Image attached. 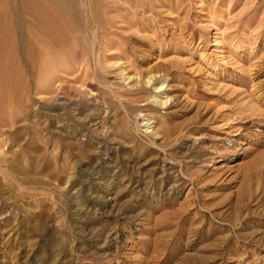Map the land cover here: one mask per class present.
<instances>
[{"label":"rangeland","instance_id":"374dc122","mask_svg":"<svg viewBox=\"0 0 264 264\" xmlns=\"http://www.w3.org/2000/svg\"><path fill=\"white\" fill-rule=\"evenodd\" d=\"M56 1L0 0V264H264V0Z\"/></svg>","mask_w":264,"mask_h":264},{"label":"bare ground","instance_id":"6f19581e","mask_svg":"<svg viewBox=\"0 0 264 264\" xmlns=\"http://www.w3.org/2000/svg\"><path fill=\"white\" fill-rule=\"evenodd\" d=\"M45 1H47V0H19V2L21 3V5H23V6H26V7H28L30 10H29V13H30V17H32L33 19V22H35V23H37L38 25H42V27L44 28V27H47V22H49L50 21V15H51V11L52 10H50L48 7H45L44 5H43V3L45 2ZM47 4V3H46ZM45 4V5H46ZM56 4L58 5V6H60V8H59V10L58 9H56V13H58L60 16H62L63 18H61V19H63V20H65V26H68V27H70V28H72L71 26V21L69 20V18H68V16L66 15V13L64 14V13H62V11L61 10H63L66 6H64V1L63 0H58V1H56ZM15 6V5H14ZM58 8V7H57ZM17 9H19L18 7H17ZM61 9V10H60ZM15 10V9H14ZM19 13H20V11H19ZM28 13V14H29ZM16 18H18V15L16 14ZM60 18V17H59ZM58 18V19H59ZM12 19H14V18H11V20ZM75 20V19H74ZM14 21V20H13ZM31 21V20H30ZM57 21V20H56ZM14 23V22H13ZM86 23V22H85ZM45 25V26H44ZM13 26V25H12ZM12 26H11V30H12ZM37 26V25H36ZM13 28H14V26H13ZM22 28H23V26H22ZM28 28V27H27ZM8 30V29H7ZM10 30V31H11ZM72 30H74L73 28H72ZM12 31H16V29L14 28ZM22 31V30H21ZM12 35H14V33L12 34ZM17 35V34H16ZM15 35V36H16ZM24 45H26V43L24 44ZM24 48H26V46L24 47Z\"/></svg>","mask_w":264,"mask_h":264}]
</instances>
